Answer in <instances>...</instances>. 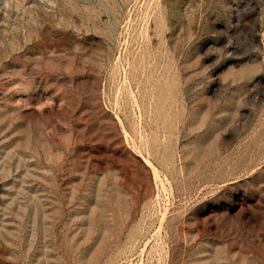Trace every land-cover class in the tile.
I'll use <instances>...</instances> for the list:
<instances>
[{"label":"rangeland","instance_id":"obj_1","mask_svg":"<svg viewBox=\"0 0 264 264\" xmlns=\"http://www.w3.org/2000/svg\"><path fill=\"white\" fill-rule=\"evenodd\" d=\"M0 264H264V0H0Z\"/></svg>","mask_w":264,"mask_h":264}]
</instances>
